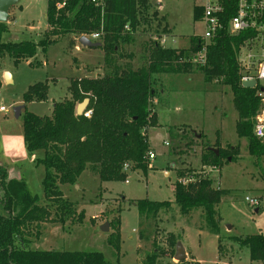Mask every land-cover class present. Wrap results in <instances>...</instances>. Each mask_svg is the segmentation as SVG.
Returning <instances> with one entry per match:
<instances>
[{
	"label": "rangeland",
	"instance_id": "rangeland-1",
	"mask_svg": "<svg viewBox=\"0 0 264 264\" xmlns=\"http://www.w3.org/2000/svg\"><path fill=\"white\" fill-rule=\"evenodd\" d=\"M195 5L196 0H148V18L138 29L134 42L123 47V62L134 68L143 64L151 47L152 33L170 34L176 39L175 43L169 40L170 45L189 47L192 38L203 35L205 29L204 23L194 18ZM47 6L48 0H21L11 7L13 18L10 16L9 31L3 34V39L39 42L48 27ZM69 38V35L63 37L46 50L38 47L31 63L26 60L16 63L9 56L1 59L0 107L8 111L0 110V145L7 144L13 152L18 150L10 140L23 137L26 110L50 115L54 102L64 100L69 94L71 79L102 76L105 67L109 68L104 66L102 46L70 48ZM87 69L93 72L86 73ZM7 71L13 78L10 83L5 80ZM37 82L49 85L46 98L26 103L25 91ZM156 87L159 102L155 104L152 99L149 108L153 113L156 108L158 119L154 121L151 117V125L146 129L149 151H154L156 158L149 160L147 170L131 167L132 172H126L125 180L102 181L87 169L76 185H61L65 198L76 207L65 216L63 228L51 233L46 240L48 244L36 247V241H41L38 238L32 247L101 251L112 264H139L156 247L160 252L157 264H256L249 248L234 237L264 234V180L259 168L264 167V158L256 160L250 155L247 140L237 133L238 111L231 89L219 79L206 81L199 70L160 74ZM210 147L227 149L229 155L221 163L207 164L202 155ZM26 152L27 161L22 168L31 181L29 191L44 198L45 167L30 162L32 155ZM35 155L40 157L43 152L39 150ZM181 168L206 170L213 178V186L227 191L216 206L219 233L207 226L202 208L181 213L174 191ZM247 196L258 197L261 203L251 206ZM144 198L171 200L173 204L158 216L144 220L136 205ZM118 217L120 251L108 246L111 224L109 231L101 228L104 222ZM178 239L187 252V258L182 261L174 257L178 243L174 245L173 241Z\"/></svg>",
	"mask_w": 264,
	"mask_h": 264
},
{
	"label": "trees",
	"instance_id": "trees-1",
	"mask_svg": "<svg viewBox=\"0 0 264 264\" xmlns=\"http://www.w3.org/2000/svg\"><path fill=\"white\" fill-rule=\"evenodd\" d=\"M148 9V0H48V28L39 42L5 41L3 34L9 31L8 22H0V61L6 56L16 63L33 59L38 47L46 50L67 35L72 48L81 36L102 30L104 64L109 66L102 76L72 79L69 86L72 97L56 102L50 115L25 111L23 136L26 149L31 155L39 150L43 152L35 161L45 167V197L33 195L24 179L11 178L8 169L0 165V264H112L101 251L41 250L31 244L38 238L44 240L40 238L41 230L48 225L64 226L65 216L76 207L65 198L61 185H76L87 169L102 181L125 180L127 163L134 170H147L150 143L146 129L151 125V117L154 121L157 118L149 105L157 95L160 74L199 70L206 81H222L233 93L239 137L247 140L250 155L256 160L264 158V139L254 134L261 99L255 87L242 84V67L238 61L239 50L248 33L215 39L208 47L206 64L186 60L201 48L200 39L195 36L188 50L151 45L146 61L134 68L123 62V47L134 42L138 29L148 18ZM200 17L201 13L195 8V20ZM127 25L130 30H126ZM181 58L185 60L181 61ZM48 88L44 82L30 85L24 93V101L45 99ZM87 97L92 115H78L77 105ZM227 154V149L210 147L203 153L202 160L207 164H218ZM259 168L264 180V167ZM179 170L174 191L181 213L189 214L202 208L207 226L219 233L220 217L216 206L227 191L214 187L213 180L204 171ZM172 204L171 200L149 198L136 202L144 220L158 216ZM82 216L80 213L79 219ZM110 224L113 230L108 246L120 251L121 220L119 217L112 219ZM234 239L249 248L253 261L264 262L263 233ZM178 241L174 240V245ZM159 257L156 247L139 264H157Z\"/></svg>",
	"mask_w": 264,
	"mask_h": 264
},
{
	"label": "built area",
	"instance_id": "built-area-1",
	"mask_svg": "<svg viewBox=\"0 0 264 264\" xmlns=\"http://www.w3.org/2000/svg\"><path fill=\"white\" fill-rule=\"evenodd\" d=\"M96 1V0H93ZM59 6H63L60 4ZM195 8L201 13L200 20L204 23L203 35L197 36L200 39L201 48L191 54L186 60L192 63L206 64L208 57V47L217 38L224 35H239L248 33L242 44L238 61L242 67V84L246 81H256L255 88L257 95L261 99V105L257 111L254 124V134L260 139H264V0H196ZM126 30H130L129 25ZM250 32V34H249ZM92 40H101L103 31L94 32L87 35ZM169 40L175 43L176 39L170 34L157 32L151 34V44H159L165 48H185L170 45ZM184 61V58L180 59ZM1 111H8L5 107H0ZM87 116L92 115V109H86ZM148 160L156 158L154 151H148ZM124 170L132 172L131 165L125 164ZM205 174L212 180L208 171ZM186 183L188 180H183ZM246 201L251 206L261 203L258 197H246Z\"/></svg>",
	"mask_w": 264,
	"mask_h": 264
},
{
	"label": "crops",
	"instance_id": "crops-1",
	"mask_svg": "<svg viewBox=\"0 0 264 264\" xmlns=\"http://www.w3.org/2000/svg\"><path fill=\"white\" fill-rule=\"evenodd\" d=\"M12 17V15H11ZM10 20V19H9ZM8 26H9V21H8ZM48 28V27H47ZM80 38L75 42V45L72 47V48H75V47H78V46H81L82 47V44L80 43ZM95 41V40H93ZM98 42H101V40H96ZM102 43V42H101ZM102 45V44H101ZM100 45V46H101ZM125 45H128V44H125ZM124 45V46H125ZM152 45V44H151ZM84 46V45H83ZM87 47V46H86ZM89 47V46H88ZM97 47V46H95ZM93 48V47H91ZM28 62L31 63L32 59L30 60H26ZM106 66V65H104ZM105 69H107V67H105ZM93 71H90V70H86V73H91ZM85 76H90V77H98V76H92V75H85ZM84 76V77H85ZM72 80V79H71ZM13 81V78L11 76V81ZM8 82V81H6ZM32 85V84H31ZM69 94L66 96V98L64 100H66L67 98H70L71 96V92L70 90L68 91ZM70 95V96H69ZM63 101V100H62ZM153 101L155 104H157L159 102V99L158 97H154L153 98ZM57 101L54 102V105ZM59 102V101H58ZM54 107V106H53ZM53 111V109H52ZM155 112H156V117L158 119V113L156 111V108H155ZM52 113V112H51ZM21 138V141L19 138ZM12 143H13V146L14 148L17 147L18 150H15L14 152L11 151V149L9 148V146L7 144H5L4 146L0 145V165H3L5 166L8 171H9V174H13L12 177L14 178H19V179H24L26 182H27V185H28V188H29V184L31 183L30 179L26 176V174L24 173L23 171V168H22V165H23V162L27 161V150H26V146H25V141H24V136L23 137H20V136H17V137H14L13 139L10 140ZM37 156L34 154L32 155L31 159L29 160L30 162L32 163H36L35 161V158ZM22 162V164H20L19 162ZM39 165V164H38ZM79 186V185H78ZM77 186V188H78ZM98 218V217H96ZM48 224V223H47ZM46 224V225H47ZM62 226H57V225H48L46 228H43L41 230V235H40V238L44 239L43 241H36L37 245L36 247L38 246H42L44 244H48L49 241H46L49 239L50 235L52 232H55L56 230H59L58 228H61ZM63 228V227H62ZM52 237V236H51ZM51 240V239H50ZM31 246H34L33 244H31ZM256 264H260L258 262H256ZM264 264V262L262 263Z\"/></svg>",
	"mask_w": 264,
	"mask_h": 264
},
{
	"label": "water",
	"instance_id": "water-1",
	"mask_svg": "<svg viewBox=\"0 0 264 264\" xmlns=\"http://www.w3.org/2000/svg\"><path fill=\"white\" fill-rule=\"evenodd\" d=\"M21 0H0V22H8L10 19V9L11 7L17 5ZM80 43L84 46L95 47L100 46L102 43L98 41H93L87 35H83L80 37ZM5 80L11 81V74L7 71L5 73ZM244 86L254 88L256 86V81H246L243 83ZM90 103V98H85L82 102L77 105V114L82 115L85 113L86 109L88 108ZM17 115H20V109L17 108ZM218 152V151H217ZM102 230L109 231L110 229V222L106 221L101 226ZM175 260L182 261L183 259L187 258V252L183 245L178 242L175 254Z\"/></svg>",
	"mask_w": 264,
	"mask_h": 264
}]
</instances>
